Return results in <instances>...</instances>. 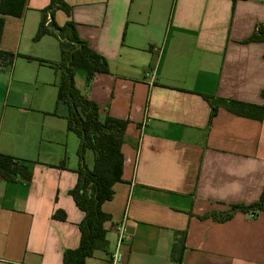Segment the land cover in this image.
<instances>
[{"label": "crops", "instance_id": "1", "mask_svg": "<svg viewBox=\"0 0 264 264\" xmlns=\"http://www.w3.org/2000/svg\"><path fill=\"white\" fill-rule=\"evenodd\" d=\"M61 1L69 15L57 9L51 20L72 22L109 68L88 85L77 71L76 89L98 105L100 119L128 122L122 182L101 207L111 217L108 248L85 264H110L122 220V264H178L171 249L182 237L179 264H264V213L199 219L254 204L264 190V118L219 107L209 122L205 99L264 103V43L243 44L264 24V0ZM50 3L26 0L1 34L0 52L14 59L0 68V154L28 163L31 180L0 177V264H63L80 240L84 214L68 194L78 139L66 129L67 106L56 104L57 74L37 61L58 62L59 44L33 41ZM85 158L91 168V153ZM58 210L64 221L52 218Z\"/></svg>", "mask_w": 264, "mask_h": 264}, {"label": "trees", "instance_id": "2", "mask_svg": "<svg viewBox=\"0 0 264 264\" xmlns=\"http://www.w3.org/2000/svg\"><path fill=\"white\" fill-rule=\"evenodd\" d=\"M50 6L42 11V19L33 38L39 41L43 36L54 37L59 44V61L47 62L26 57L27 60H37L40 64L47 65L58 76L56 87V104L64 103L67 106L66 129L78 139L76 156L78 166L75 171L77 180L75 186L69 191L76 208L83 212L84 217L78 224L80 240L78 247L73 251L63 254V264H85L97 251L106 252L108 242L104 224L111 220L110 215L104 213L102 205L113 197V186L122 182L123 155L121 148L125 142L127 121L118 120L109 116L100 119L98 105L85 98L74 84L77 71L85 72L88 85L97 74H108V63L105 59L92 51L85 42L81 41L72 22H67L63 27H58L51 16L57 9L69 15L70 10L61 0H50ZM26 0H0V40L7 16L20 18L25 9ZM47 17L49 23L46 25ZM264 43V24L256 26L252 35L243 41V44ZM14 57L0 52V64L4 67L11 66ZM264 99V91L261 92ZM210 103V120L215 117L219 107L225 108L230 113L253 120L264 118V103L253 105L238 101L207 98ZM87 152L92 155V166L85 163ZM64 168V166H61ZM0 177L7 182L31 180V170L28 163L18 161L10 156L0 154ZM236 212L250 213L253 218L259 213H264V190L259 200L248 206H232L226 213H209L199 217L201 220L211 219L215 222L230 220ZM53 219L64 221L65 214L58 210ZM184 249L183 237L171 249V257L178 264Z\"/></svg>", "mask_w": 264, "mask_h": 264}, {"label": "built area", "instance_id": "3", "mask_svg": "<svg viewBox=\"0 0 264 264\" xmlns=\"http://www.w3.org/2000/svg\"><path fill=\"white\" fill-rule=\"evenodd\" d=\"M49 17H47V22L46 25L49 23ZM158 54H161V50H158ZM0 68H1V64H0ZM155 70L156 67H153L152 69H149L147 71V73L145 74V76L147 78H149L150 81H153L154 77H155ZM251 217L252 214H250ZM115 234H116V247L115 250L111 253L110 255V264H122L123 263V253H122V245L124 243V239H125V231H124V220H122L120 223H118L115 228Z\"/></svg>", "mask_w": 264, "mask_h": 264}, {"label": "rangeland", "instance_id": "4", "mask_svg": "<svg viewBox=\"0 0 264 264\" xmlns=\"http://www.w3.org/2000/svg\"><path fill=\"white\" fill-rule=\"evenodd\" d=\"M1 67H2V65H1ZM8 67V66H7ZM7 67H3L4 69H7ZM85 160H86V163L88 164V160L85 158Z\"/></svg>", "mask_w": 264, "mask_h": 264}]
</instances>
